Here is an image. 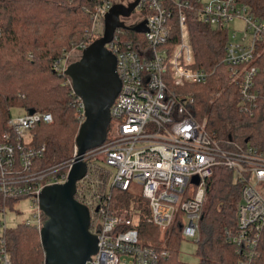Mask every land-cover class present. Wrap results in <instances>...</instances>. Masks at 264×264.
Wrapping results in <instances>:
<instances>
[{
    "label": "built area",
    "instance_id": "2783aa9c",
    "mask_svg": "<svg viewBox=\"0 0 264 264\" xmlns=\"http://www.w3.org/2000/svg\"><path fill=\"white\" fill-rule=\"evenodd\" d=\"M125 1L100 0L92 12L90 33L99 38L110 8L117 2L127 5L134 0ZM169 2L177 20L178 41L173 48L166 47L173 11L165 0H139L134 12L138 10L136 17L140 20L124 22L134 26L147 20L149 31L141 33L145 50H136L133 43L123 42L115 33L106 45L116 58L121 88L110 108L106 140L84 154L86 173L76 183L74 199L87 208L89 231L97 238L98 250L85 264H161L169 251L165 246L140 245L139 220L168 231L179 219L183 237L196 241L207 181L217 167L229 170L240 186L235 228L226 235L242 257L239 264L251 263L264 232V149L248 143L219 141L203 123L192 118L193 97L177 90L205 84L210 73L194 67L185 14L193 5L187 0ZM194 3L199 5L203 24L224 30L226 40L220 64L228 68L231 83L239 87L240 111L251 114L259 96L255 87L259 73L256 63L264 54V20L255 17L241 0ZM234 20H241L242 28L230 33L228 24ZM88 45H82L80 52ZM54 66L64 75L68 63L62 58ZM73 106L81 124L82 101L76 97ZM51 122L48 113L30 114L23 110L16 118L10 113L7 129L0 134V264H13L7 247L10 229L23 225L40 232L45 216L39 206V194L46 186L66 183L74 162L76 148L64 162L39 165L45 147L35 145V128ZM112 125L115 136L109 134ZM99 154H103V161L97 160ZM194 178L197 185L192 182ZM133 182L142 186L141 195L130 191ZM116 193L130 197L127 207L115 206ZM137 199L142 200L147 214ZM23 200L29 202V217L9 228L7 211L16 212Z\"/></svg>",
    "mask_w": 264,
    "mask_h": 264
},
{
    "label": "trees",
    "instance_id": "16d2710c",
    "mask_svg": "<svg viewBox=\"0 0 264 264\" xmlns=\"http://www.w3.org/2000/svg\"><path fill=\"white\" fill-rule=\"evenodd\" d=\"M100 0H0V134L12 109L48 113L49 124L35 128L34 143L44 146L40 166H51L72 157L75 138L80 126L79 115L73 106L68 77L55 71V62L71 48L88 45L98 37L90 33L92 12ZM192 10H185L194 54V67L210 73L202 85H188L177 90L193 97L192 118L205 125L206 131L219 141L250 144L264 149V54L257 61L259 73L256 89L257 106L251 114L241 112L239 87L229 78L228 68L221 63L224 57L225 32L203 24L195 0H187ZM257 18L264 20V0H241ZM172 11V32L166 47L178 41L176 12ZM115 36L131 42L136 50L146 49L143 35L119 29ZM117 207H127L130 197L116 193ZM143 209L141 199L136 200ZM240 201V186L232 173L217 167L207 181L206 199L198 223L195 241L196 264H239L241 256L227 241V232L236 224ZM143 212L147 214L145 208ZM139 239L144 245L157 247L164 242L169 255L161 264H189L179 258L183 240L179 219L161 233L144 220L138 221ZM7 247L13 264H42L44 254L39 233L19 225L7 232ZM250 264H264V232Z\"/></svg>",
    "mask_w": 264,
    "mask_h": 264
},
{
    "label": "water",
    "instance_id": "95a60500",
    "mask_svg": "<svg viewBox=\"0 0 264 264\" xmlns=\"http://www.w3.org/2000/svg\"><path fill=\"white\" fill-rule=\"evenodd\" d=\"M139 0L127 5L114 4L104 18L103 34L82 50L80 58L69 64L64 75L71 90L84 107V120L76 138V156L66 183L44 187L39 194V206L45 216L39 232L44 254L43 264H85L97 250L96 235L89 231L87 208L74 199L76 183L86 173L84 154L99 147L106 140L111 121L110 108L121 82L116 73V58L106 48L118 29L145 33L147 20L127 26L121 18H129ZM32 114L34 111H28ZM198 184V180H192Z\"/></svg>",
    "mask_w": 264,
    "mask_h": 264
},
{
    "label": "rangeland",
    "instance_id": "374dc122",
    "mask_svg": "<svg viewBox=\"0 0 264 264\" xmlns=\"http://www.w3.org/2000/svg\"><path fill=\"white\" fill-rule=\"evenodd\" d=\"M117 1V0H116ZM210 0H200L201 5L208 3ZM127 2V0L125 1V3ZM119 3V2H117ZM138 13V10H136L134 13H132L131 18H129L128 23H134V22H138L140 19L138 17H136ZM242 21L241 20H234L233 22L228 24V32H235V31H239L242 28ZM141 34V33H139ZM142 35V34H141ZM81 52L79 50V48L75 47V48H71L68 51H65L63 53V58L66 59V63L71 64L75 61H77L80 58ZM23 114V110L21 109H12L11 110V116L13 118H16L18 116H21ZM109 134L112 136H115V126L112 125V128H110L109 130ZM75 150V145L73 148V153ZM72 153V155H73ZM97 160L98 161H103L104 160V156L103 154H99L97 155ZM131 192L135 193L136 195H141L142 194V186H140L137 183H132L131 185ZM16 212L15 211H7V215H6V222L9 228H13L15 227L17 224H22L24 221H26L29 217L30 214V208H29V202L27 200H23L22 203L16 207ZM135 218V217H134ZM133 218V219H134ZM166 231H161V238L160 240H163L164 237V233ZM144 243H142L140 241V245H143ZM157 246H165V243L162 242H158L156 244ZM195 250H196V244L195 241L192 240V238H183V240L180 243V248H179V258L189 264H196L198 263L199 259L195 256ZM43 264V263H42Z\"/></svg>",
    "mask_w": 264,
    "mask_h": 264
},
{
    "label": "flooded vegetation",
    "instance_id": "af4514ba",
    "mask_svg": "<svg viewBox=\"0 0 264 264\" xmlns=\"http://www.w3.org/2000/svg\"><path fill=\"white\" fill-rule=\"evenodd\" d=\"M129 20V18L124 19V22L126 23Z\"/></svg>",
    "mask_w": 264,
    "mask_h": 264
}]
</instances>
